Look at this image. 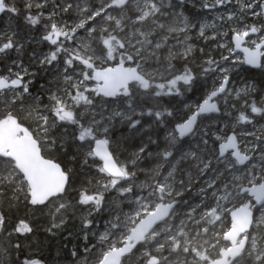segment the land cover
Masks as SVG:
<instances>
[{
    "label": "snow or ice",
    "instance_id": "obj_1",
    "mask_svg": "<svg viewBox=\"0 0 264 264\" xmlns=\"http://www.w3.org/2000/svg\"><path fill=\"white\" fill-rule=\"evenodd\" d=\"M191 3L0 0V264H264V0Z\"/></svg>",
    "mask_w": 264,
    "mask_h": 264
},
{
    "label": "trees",
    "instance_id": "obj_2",
    "mask_svg": "<svg viewBox=\"0 0 264 264\" xmlns=\"http://www.w3.org/2000/svg\"><path fill=\"white\" fill-rule=\"evenodd\" d=\"M192 8V7H191ZM191 11V9H190ZM202 11L201 9H199L198 12ZM4 18L1 17L0 20ZM8 24H11L12 27L16 28L17 31H19L21 33V35H27L29 37V42L25 44V50L21 53H19V55L21 56V58L24 60L25 64L29 63V57L31 56V49L32 48H36L37 50H39V47L41 45H38L35 42H31V38L35 37V39L38 41L39 39H37V37L40 34H37L35 32V30L29 29V27L26 24V21L23 19V16H21L19 19L17 20H10L8 19ZM229 36H231V33H228ZM200 46H203V42H200ZM17 55V53L15 55H13V57H15ZM3 65L2 62H0V71L2 73H5V69L1 68ZM44 82L43 80L40 81V83ZM37 88V85H36ZM187 95H191L192 99L189 102H193L196 105V101L200 98V92L199 90H197V92L195 93V95H192V93H188ZM255 97H253L254 99ZM179 99H185V97H180ZM239 108H243L244 107V103L243 101H240L238 104ZM235 111V110H233ZM250 111V109H249ZM115 155L117 156V153H115ZM118 157V156H117ZM95 166L92 167V173L95 174ZM81 179H85V177H81ZM86 179L89 181V187L93 188L96 187L95 181H93V175H89L86 177ZM77 187H79V185H77ZM74 195V193H73ZM0 203H3L2 201H0ZM3 210L5 212H8V220H7V227H8V232H12V226L14 223H18L19 220L18 219H13V212L15 213V216L18 218H25L28 221H34L36 219V217L33 216L31 210L25 212L23 210V206L21 205V208L19 211H17L14 207L9 209L6 205L4 206ZM41 231H43V229H41ZM17 234L12 232L11 235V240L15 241ZM9 236L8 233H0V248H2L5 244H8L9 241ZM57 240V244L56 241ZM38 241V237H34L33 238V244L36 245ZM71 245H68V248ZM26 252H32V253H36L38 254L41 258H43L46 262V264H51L52 261H46L48 258H52L55 260H63V258L65 259V254H67V251H61V241L59 237H56L54 239H47L45 238L43 244H40L38 246H34L32 248H26ZM64 262V264H73V258H71L70 261H62Z\"/></svg>",
    "mask_w": 264,
    "mask_h": 264
},
{
    "label": "rangeland",
    "instance_id": "obj_3",
    "mask_svg": "<svg viewBox=\"0 0 264 264\" xmlns=\"http://www.w3.org/2000/svg\"><path fill=\"white\" fill-rule=\"evenodd\" d=\"M14 2L15 3H17V4H20V5H22L23 3H24V0H14ZM33 2H38V0H33ZM55 2V0H49V3L51 4V3H54ZM61 2H63V0H61ZM82 2H85V3H88L89 5L92 3V2H94V3H96L97 5L98 4H100V3H102L103 2V0H82ZM186 2H187V6H188V8H189V10L191 9V11H194V12H198L199 11V7H197V8H195V9H193V8H191L192 7V3H191V0H186ZM233 3L234 4H236L237 3V0H233ZM38 10L37 9H33V12L35 13V12H37ZM74 15H75V13H74ZM4 16V18H2L1 20H0V32H3V31H6L7 30V28H8V17L7 16H5V15H0V18L1 17H3ZM217 18V14L216 13H212V12H209L207 15H205L204 17H203V20L204 21H207V22H211L212 20H214V19H216ZM261 17H259V16H257V17H253V16H251V15H249L248 17H247V22L248 23H255V24H257V26H259L260 25V22H261ZM146 27H151V25H148V26H146ZM14 28V27H13ZM224 32H228V33H231L230 31H229V29H227V28H225L224 30H223ZM177 35L179 36V33H177ZM0 38H2V37H0ZM40 38V35L37 37V39H39ZM29 42V40H25V41H23V43H24V45L26 44V43H28ZM223 42V41H222ZM212 48L213 49H215V45H212ZM181 50H182V45H181ZM16 53H12V55H15ZM218 58V57H217ZM0 62H2L3 63V65H2V67L1 68H3V69H5V66L6 65H9L11 62L9 61V60H7V59H0ZM5 72V71H4ZM0 73H2L1 71H0ZM4 74H7L6 72L4 73ZM43 83V82H42ZM42 83H39V84H37V89H39V86H40V84H42ZM250 83H251V81H250ZM255 99V98H254ZM262 100H264V98H261ZM189 104H190V106L193 108V109H195V104L193 103V102H189ZM184 110H186V109H184ZM237 115H239V113H237ZM233 126H236V125H233ZM238 127V126H237ZM262 129H264V122H261V123H258V124H256V126H255V129H249V130H254V131H259V130H262ZM229 133H231L230 131H229ZM247 139H252V137H246ZM111 147H115V145L113 144V145H111ZM117 153V156H118V158H120V159H123V155L122 154H124V155H126L127 153L125 152V149L123 148V147H121L120 148V150L119 151H117L116 152ZM141 172H139L138 173V175H140V178H141V180H143L144 179V173L145 172H147V168L143 165V164H141ZM100 183H103V181H101L100 180V177L99 176H97L96 177V179H95V186L97 187L98 186V184H100ZM125 211H128V209H125ZM56 242V244H57V240L55 241ZM71 248V246L69 247V249ZM66 256H65V259L63 258V260H55V259H52V258H48L46 261H52V263L51 264H64V262H62V261H70L71 260V258L68 256V253L67 254H65Z\"/></svg>",
    "mask_w": 264,
    "mask_h": 264
},
{
    "label": "water",
    "instance_id": "obj_4",
    "mask_svg": "<svg viewBox=\"0 0 264 264\" xmlns=\"http://www.w3.org/2000/svg\"><path fill=\"white\" fill-rule=\"evenodd\" d=\"M230 134H231V133H230ZM230 134H229V135H230Z\"/></svg>",
    "mask_w": 264,
    "mask_h": 264
},
{
    "label": "flooded vegetation",
    "instance_id": "obj_5",
    "mask_svg": "<svg viewBox=\"0 0 264 264\" xmlns=\"http://www.w3.org/2000/svg\"><path fill=\"white\" fill-rule=\"evenodd\" d=\"M230 134V133H229Z\"/></svg>",
    "mask_w": 264,
    "mask_h": 264
}]
</instances>
